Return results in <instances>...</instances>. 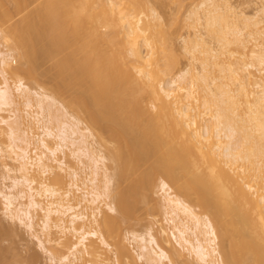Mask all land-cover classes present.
I'll return each instance as SVG.
<instances>
[{
    "label": "bare ground",
    "instance_id": "obj_1",
    "mask_svg": "<svg viewBox=\"0 0 264 264\" xmlns=\"http://www.w3.org/2000/svg\"><path fill=\"white\" fill-rule=\"evenodd\" d=\"M150 4L0 0V32L25 58L10 63L0 39V138L10 147L0 156L14 162H2L1 210L60 264H264V14L201 0L182 38L189 60L173 75L178 56ZM49 58L51 92L31 84ZM65 146L86 164L84 180ZM140 202L162 208L167 225L155 229L151 215L145 231L123 234ZM7 251L0 243V262Z\"/></svg>",
    "mask_w": 264,
    "mask_h": 264
},
{
    "label": "rangeland",
    "instance_id": "obj_2",
    "mask_svg": "<svg viewBox=\"0 0 264 264\" xmlns=\"http://www.w3.org/2000/svg\"><path fill=\"white\" fill-rule=\"evenodd\" d=\"M231 1L234 5H236V7H238L237 9L239 11H242L243 13H245V15L251 16V15H255V13L256 14L258 13V15H259L258 17H262L264 14L263 12L260 11V9L264 6L263 5L264 0H231ZM151 2H152V4L153 3L155 4L154 7L157 6L156 8H158V11H160V14L162 13L161 15L164 19L163 20L164 22H162L163 23L162 25H164V26L162 28L165 29V30L163 29L166 32L165 34L168 35L167 40L169 39L171 41V43H173L172 45L174 46L175 53H176L175 56L176 55L178 56V57L176 56L178 59V61H176L177 65L175 66V68L172 71L173 75L175 73L177 75V73H179V71H181L184 68V66L186 67L187 61L189 60L188 54L186 53V51H184L185 50L184 44H183L184 41H182L183 36L186 37L185 35H189L192 32V30L190 29L191 27L189 25L190 21H189V19H187V15H188V12L191 9H193V7L195 8V7H197L196 5H198V3L199 4L201 3V0H150V3ZM152 4H150V5H152ZM33 7H34V5L30 6V8H33ZM143 9L146 10V8H143ZM13 13H15V11ZM24 14H25V12L20 13L17 11L16 14H14V16H15L14 21L20 20V18ZM162 25H160V26H162ZM160 26L157 27V29L159 28L158 29L159 30L158 35H160V32H161V34L163 33L161 35V37L162 36L165 37V34L161 30ZM189 30H191V31H189ZM163 37H162V39H165V43H166V38H163ZM0 39L4 43V44L3 43H1V44L6 45L8 47L9 42H7L5 39V32L4 31L0 32ZM160 41H161V39H160ZM161 43H164V41H162ZM167 43H168V41H167ZM212 43H213V41H212ZM214 44H216V42ZM3 45H0V48H2L1 50L6 51L7 49L4 50L5 46H3ZM162 45H164V44H162ZM232 46H234L233 48H234V50H236V48H235L236 45H232ZM10 47H12V50L9 47H8V50L10 49L11 51L9 52L7 50L10 55L8 54V52H6L10 56L9 62L14 63L17 66H21V67L24 66L25 65L24 64L25 58L20 55L19 50L17 48H15L12 45H10ZM49 59L48 60L47 59L39 60V62L37 64L38 66H36L37 69L35 71L36 74L39 73V75H37V80H32L31 84H33L34 87H36L37 89L40 88V86H42L47 91L51 92L50 90H52L54 88V85H53L54 82H52V81H54V78L52 75L51 66L54 63L56 58H53V59L49 58ZM48 74H49V76H48ZM61 103L62 102L57 104V105H59L58 107H60ZM56 107H54L55 110H56ZM67 108L69 109L70 112L79 113L81 116H79L77 113L75 115L82 118V120L84 119V121H86V120L88 121V119H85V116H83V115H85V113L83 111H82L83 114H81L82 112H80V111L79 112L78 111H72L71 108H69V106H67ZM55 110H53V111H55ZM56 111H55V113H56ZM59 111H60V109H58L57 112H59ZM61 111H62V105H61ZM0 113L3 114V113H7V112L6 111H0ZM68 116H69V114H68ZM87 121H86V123H87ZM86 123L83 122L84 125H86ZM87 124H89V121ZM50 125H54V124L51 122ZM94 142L95 141H93V143ZM8 144H9V140H6L5 137L0 138V147L1 148H5V149L9 150L10 147L8 146ZM94 145L98 146V148L101 147V146L99 147V144H97V143H94ZM103 146H102V149H104V147H105V146L104 147ZM65 150H66V162H68L67 164L72 165L73 167L77 168L78 171L80 172L81 179L84 180L87 174H86L85 170L83 171V168H85L86 164H83L80 161H77L76 158H74V156L71 154V152L69 151V149L66 146H65ZM104 150H106V148ZM61 156H63V154ZM82 158H84L83 159L84 161H87V160L89 161V158H87L85 156ZM4 160L8 161L11 164H14L13 161H10L9 159L2 158L0 156V184H3V181H4L3 176L5 173V169H4L3 164H2V162ZM106 161H107L108 165L111 166L110 169H113V167H112L113 164L108 162V160H106ZM65 178H66V180L69 179L68 177H65ZM5 182L8 184L10 181H9V179H7ZM156 191L157 192H156V194H154V198L158 197L161 201L162 191L159 190L158 188H156ZM138 205L139 206L142 205V206H141V208H139V210L136 211V214L132 217V220L130 221V223L124 222L122 224V233L123 234L129 233L128 231H131V230H136L138 232L139 231L140 232L145 231L144 226H147L148 223H150V220L152 218L151 215L157 216V218L159 217V219H160L159 223L154 225L155 229H157L161 223H163L164 225H167V222L165 221V218H164V214H162V213H164L162 208H159V210H157L151 206L148 207L147 204H145V206L143 207V205H144L143 202H140ZM2 206H3V203H2V198L0 195V222L2 221L0 224H1V226L4 225L3 227H6L7 229L9 228L8 229V231H9L8 235L6 233L5 236L4 235L2 236V237H4V239L0 240V243H2V246L4 247V245H5V247L8 250L6 252L7 253L6 255L8 258H6L4 261L0 262V264H6V263L10 264L9 262H11V260H12L10 258L11 255H13V256L19 255V257L23 258V259L21 258L22 260L18 261L19 263L18 262H15V263L12 262L11 264H27V262L24 259H26V257H28L29 254L34 255V256L37 255L35 264H60L59 261H53V262L50 261L49 260V252L46 250V248L43 245L39 244V242L37 241V238L31 236L28 228H26L23 225L15 224L14 222L10 221V219H8L7 216H5L4 213L2 212V210H1ZM145 207H147L148 209H146ZM102 210L107 211V207L105 204H102ZM156 212H158L160 214H157ZM117 213H113V214H117ZM36 214H37V212H36ZM36 219H37V216H36ZM93 226H96V225L93 223ZM42 236H43V239H46V235H42ZM93 238L95 239L96 237H93ZM74 240H75V237L72 238V241H74ZM134 244L135 243H133V242H127V245L133 254H134V252H133V245ZM45 245L47 248H49V246H50L48 242ZM103 251H104L105 256L110 257V258L113 257V253H112L111 249L105 248V249H103ZM186 258L189 259L188 256H186ZM189 260H192V262H190ZM189 260L188 261L191 264H193V262L195 261V259H193V258L189 259ZM12 261H14V260H12ZM141 262H142L141 260H138L137 264H140ZM100 264H116V263L112 259L111 260L105 259ZM195 264H197V263H195Z\"/></svg>",
    "mask_w": 264,
    "mask_h": 264
}]
</instances>
